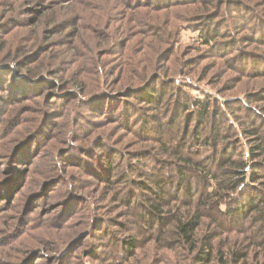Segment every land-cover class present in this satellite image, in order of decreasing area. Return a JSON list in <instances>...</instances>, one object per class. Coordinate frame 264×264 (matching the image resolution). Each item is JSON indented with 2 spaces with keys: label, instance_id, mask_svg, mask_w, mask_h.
I'll return each mask as SVG.
<instances>
[{
  "label": "rangeland",
  "instance_id": "374dc122",
  "mask_svg": "<svg viewBox=\"0 0 264 264\" xmlns=\"http://www.w3.org/2000/svg\"><path fill=\"white\" fill-rule=\"evenodd\" d=\"M1 13L0 73L35 95L12 102L0 91V264H205L175 244L174 214L147 228L146 212L157 202L164 211L198 202L163 152L182 135L210 153L197 139L210 135L197 101L229 115L234 107L240 124L222 132L218 148L247 149L246 107H264V0H0ZM183 76L189 84L172 85ZM147 91L163 96L157 107ZM31 135L21 159L34 158L25 166L12 153ZM259 174L220 209L240 206L251 188L264 203ZM203 214V240L264 264L258 216Z\"/></svg>",
  "mask_w": 264,
  "mask_h": 264
},
{
  "label": "trees",
  "instance_id": "16d2710c",
  "mask_svg": "<svg viewBox=\"0 0 264 264\" xmlns=\"http://www.w3.org/2000/svg\"><path fill=\"white\" fill-rule=\"evenodd\" d=\"M2 15L1 13L0 16ZM1 20L3 19L0 18V21ZM202 37L201 39L206 43H210L211 38H213L209 34L202 35ZM2 44L3 41L0 38V48ZM213 45L214 43L212 42L211 46ZM28 49L31 51L33 46L31 45ZM39 53V51L29 53L28 56H26L28 58L25 59L27 64H30V60H33ZM8 58L9 57H7V59ZM4 59H6V57L0 52V62H4ZM29 71L30 70H28V72ZM10 73L11 72H8L9 75ZM31 73L33 77L34 71L32 70ZM9 75L7 77L6 74L2 75L0 73V91L6 95V100L15 102L14 100H19L20 97L32 98V96L35 95L34 87L27 85V82L12 81ZM180 80L174 79L172 85L180 86L178 84H189V79L185 76ZM147 94L148 98L151 97L155 99V107L161 103L163 96L156 97L155 93L149 91H147ZM195 105L197 119L200 122L206 124V118L210 119L209 134L212 135V137L210 135L208 136V134H200V136L197 137L198 142L202 146L211 150L210 153H208V155L205 154L199 150V147L189 148L187 140H182V135H179L172 149L168 150L166 147L169 145H166V147L163 145V149H165L163 152L177 160V165L179 167L177 170L178 179L180 180L181 188L188 194H198L199 198H195L198 202L194 204V208L191 210L186 209L184 211H182L179 206L176 207L175 210H172L170 207L169 210L164 211V204H160L159 202L151 204L146 212V217L148 216L151 218L148 219L151 223L150 221L147 222L149 224L146 226L147 228L149 226L152 227L155 221L160 226L164 225V222L168 218L167 215L172 213L174 215L171 219L173 224L171 236L175 239V244L177 246L182 248L187 247L191 251L189 252L191 255L194 253L196 258L205 262V264H216V262L218 264H246V252L240 253L231 250L226 253L221 248L216 249L215 245L212 243V239H210L211 236L208 235L203 240V237L198 235V231L202 225L203 217L205 216L203 214L204 210H209L211 208L215 209L218 215L230 221H235L241 216L245 217L252 212L255 214V217L258 216L260 218L262 225H264V203L261 197L257 199V196L254 197L253 193H251L254 188H251L249 195H246V201H243L240 206L230 208L226 205L225 209H220L222 203L226 204L225 201H222L223 198L230 197V195L236 193L239 194L244 186L255 183L259 179V171L261 172L264 170V134L260 131V127L264 126V114H262L264 107L260 110L254 109L251 106L246 107L243 104L240 105L241 109L243 107L248 108L252 115L250 117V122L246 123V127L243 128L244 137L247 138L249 144L246 150L235 146L234 149H232L233 151L227 152L222 150V147H220L221 149L218 148L219 143L217 140L227 127L235 123L234 121L240 122V116L234 115L233 113L236 111L234 107H228L230 115L232 116L231 118L227 111L224 113L219 107L215 108L218 105H214V108L210 109L209 102L204 100L197 101ZM238 111L241 110L239 109ZM260 111L262 113H260ZM208 114H210L209 117H207ZM256 122H258V124H256ZM196 132L199 134L198 129ZM32 138L33 135L25 137V139L19 141L14 147L12 154L16 157L20 155L17 158L18 160H22L21 157H23V155L21 151L32 142ZM33 158V156L25 157V159L22 160L24 161L22 165L30 166ZM160 179L161 176L155 179L158 189H162L163 187L160 185ZM193 184L195 185L194 188L191 187ZM161 198L162 196L160 195L158 199ZM211 204L213 205L210 207ZM211 222L216 224L214 220H211ZM86 235V232L80 234L77 241L82 240ZM125 244L128 245L126 247L128 253L130 250L137 248L134 238L127 240Z\"/></svg>",
  "mask_w": 264,
  "mask_h": 264
}]
</instances>
